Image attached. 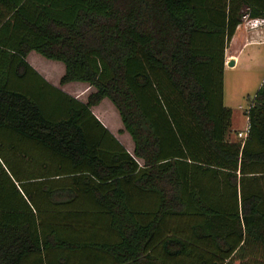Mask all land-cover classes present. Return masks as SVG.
Segmentation results:
<instances>
[{
	"label": "trees",
	"instance_id": "trees-1",
	"mask_svg": "<svg viewBox=\"0 0 264 264\" xmlns=\"http://www.w3.org/2000/svg\"><path fill=\"white\" fill-rule=\"evenodd\" d=\"M244 16L264 0H0V264H264V81L241 138L222 103Z\"/></svg>",
	"mask_w": 264,
	"mask_h": 264
},
{
	"label": "rangeland",
	"instance_id": "rangeland-1",
	"mask_svg": "<svg viewBox=\"0 0 264 264\" xmlns=\"http://www.w3.org/2000/svg\"><path fill=\"white\" fill-rule=\"evenodd\" d=\"M240 30H236L227 46L228 50L238 44V35L239 33L241 35L242 27ZM251 47H256L260 53L257 59L245 53L246 55L231 63L230 67L222 70V103L231 110L230 127L227 133L229 139L242 137L241 131L246 118L243 108L249 103V99L258 84L264 81V42ZM25 59L45 79L69 94L84 99L86 93L91 89V86L83 81L75 80L59 84L57 79L62 71V63L59 60L47 58L32 49L26 53ZM91 110L115 137L130 150L131 139L128 133L121 128L118 114L111 102L106 97H102L97 103L91 105Z\"/></svg>",
	"mask_w": 264,
	"mask_h": 264
},
{
	"label": "crops",
	"instance_id": "crops-1",
	"mask_svg": "<svg viewBox=\"0 0 264 264\" xmlns=\"http://www.w3.org/2000/svg\"><path fill=\"white\" fill-rule=\"evenodd\" d=\"M253 23V24H251ZM242 27V33H239V41L238 44L235 45L231 50H228V44L231 42L236 30H240ZM241 31V30H240ZM264 42V24L262 21H257L255 18L246 17L244 16L242 20L236 24L232 34L230 35L229 39L227 40L224 48H223V56H224V63L222 66V70L226 67H230L231 64H227L226 60L231 57L232 63L236 62L240 57L248 54V56H253L254 59H257V56L260 55L256 47L259 43ZM245 50H247L245 52ZM254 52V55H253ZM256 56V57H255ZM246 128V118H245V125L242 129V136L245 134Z\"/></svg>",
	"mask_w": 264,
	"mask_h": 264
},
{
	"label": "water",
	"instance_id": "water-1",
	"mask_svg": "<svg viewBox=\"0 0 264 264\" xmlns=\"http://www.w3.org/2000/svg\"><path fill=\"white\" fill-rule=\"evenodd\" d=\"M226 63H227V64H231V63H232V59H231V58L227 59V60H226Z\"/></svg>",
	"mask_w": 264,
	"mask_h": 264
}]
</instances>
